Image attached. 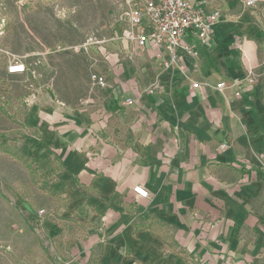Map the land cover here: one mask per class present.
<instances>
[{"label": "crops", "instance_id": "0c3cea01", "mask_svg": "<svg viewBox=\"0 0 264 264\" xmlns=\"http://www.w3.org/2000/svg\"><path fill=\"white\" fill-rule=\"evenodd\" d=\"M244 14L188 62L209 86L191 91L151 49L125 52L99 66L110 88L98 106H70L51 88L24 115L60 161L55 187L84 237L79 264H264V24ZM239 41L257 83L236 97L214 87L244 78ZM156 80L163 92L147 95Z\"/></svg>", "mask_w": 264, "mask_h": 264}, {"label": "rangeland", "instance_id": "374dc122", "mask_svg": "<svg viewBox=\"0 0 264 264\" xmlns=\"http://www.w3.org/2000/svg\"><path fill=\"white\" fill-rule=\"evenodd\" d=\"M225 2L227 21L248 20L242 0ZM122 17L121 0H0V264L80 262L84 237L55 187L60 161L24 115L51 88L70 106L84 99L92 58ZM253 21L262 26L264 14ZM12 61L27 73L9 76Z\"/></svg>", "mask_w": 264, "mask_h": 264}, {"label": "built area", "instance_id": "2783aa9c", "mask_svg": "<svg viewBox=\"0 0 264 264\" xmlns=\"http://www.w3.org/2000/svg\"><path fill=\"white\" fill-rule=\"evenodd\" d=\"M121 6L123 17L119 21L120 32L112 38L113 44L110 48L93 56L88 95L79 101L80 107L98 106L97 92L110 88L106 72L98 68L114 61L115 56L119 61L125 52H129L128 59H132V56L151 49L162 59L164 69L180 72L190 83L191 91L208 85L192 78L188 62L198 60L202 50L214 48L215 30L228 18L225 0H121ZM242 6L245 13H249L257 21L261 20L264 0H242ZM236 48L241 54L244 78L234 80L231 85L220 81L214 89L223 93L228 88H235L234 95L241 97L244 88H252L257 83V66L244 42L239 41ZM163 55L166 57L163 58ZM27 71L26 65L20 61H12L6 70L9 76L25 74ZM163 90L162 84L156 80L145 93L155 95ZM36 100L34 98L32 105ZM57 102L60 103L58 100ZM102 104L103 109H107L105 104L109 106V101H103ZM124 104L132 107L135 101L127 99ZM60 105L63 106L62 103ZM134 192L141 199L149 196L147 190L141 186L135 187Z\"/></svg>", "mask_w": 264, "mask_h": 264}]
</instances>
